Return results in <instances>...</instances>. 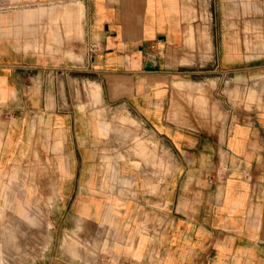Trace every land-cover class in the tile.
<instances>
[{
  "label": "crops",
  "instance_id": "crops-1",
  "mask_svg": "<svg viewBox=\"0 0 264 264\" xmlns=\"http://www.w3.org/2000/svg\"><path fill=\"white\" fill-rule=\"evenodd\" d=\"M194 13L264 30V0H0V264H264V110L211 132L172 117L174 88L201 89L172 80L204 47ZM115 105L166 146L161 182L104 151Z\"/></svg>",
  "mask_w": 264,
  "mask_h": 264
},
{
  "label": "rangeland",
  "instance_id": "rangeland-1",
  "mask_svg": "<svg viewBox=\"0 0 264 264\" xmlns=\"http://www.w3.org/2000/svg\"><path fill=\"white\" fill-rule=\"evenodd\" d=\"M200 17L202 20L200 40L204 43V47L203 49H200L198 45L195 47L194 40L189 44L192 52L190 58L184 60L188 66L184 73H175L172 80H187L194 88L200 86L201 89L174 88L171 109L176 104L177 109L172 117L181 127L205 129L211 132L215 131L219 125H225L226 119L230 117L231 109H234V112L264 110V30L261 28L231 30V24L226 21L221 23L223 29H217L220 23L217 20L214 21V16L212 17L208 13L207 15L201 14ZM223 17L226 20L227 17ZM190 19L191 21L195 20L194 23H190V26L195 27L196 33L199 34V15L194 13ZM215 37L217 38L216 43ZM222 41L224 44L238 45L239 61L233 62V64L223 62L224 66L222 65V67L219 65L221 60L220 42ZM229 52L227 56L230 58L231 53ZM226 66L227 68H225ZM94 101L96 106L100 107L98 105L100 98L94 99ZM122 112L117 106L96 111L99 118L108 119V126L103 130V133L113 135L112 140L104 143V151L115 150L118 152L120 149L132 151L139 156L137 159L143 162L144 166L152 165L159 169L161 182L169 171L168 166L170 167L166 146L141 136V127L131 124L129 120L122 119L124 117ZM108 138L110 139V137ZM139 141L146 143L148 150H151L149 154L141 155L138 149ZM27 160H30L31 165L34 166H37L40 161L38 157ZM104 165L106 169L113 168V163L108 158H104ZM134 165L139 166L140 163H134ZM96 230V233L102 231ZM82 241L78 240L76 245L85 252V256L93 255L95 259H101L103 255L98 253L97 246L91 248Z\"/></svg>",
  "mask_w": 264,
  "mask_h": 264
}]
</instances>
